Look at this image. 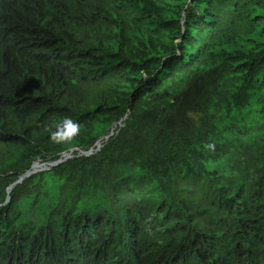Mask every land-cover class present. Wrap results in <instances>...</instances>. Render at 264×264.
<instances>
[{
  "label": "trees",
  "instance_id": "16d2710c",
  "mask_svg": "<svg viewBox=\"0 0 264 264\" xmlns=\"http://www.w3.org/2000/svg\"><path fill=\"white\" fill-rule=\"evenodd\" d=\"M4 42L0 264H264V0H27Z\"/></svg>",
  "mask_w": 264,
  "mask_h": 264
},
{
  "label": "clouds",
  "instance_id": "9594fccd",
  "mask_svg": "<svg viewBox=\"0 0 264 264\" xmlns=\"http://www.w3.org/2000/svg\"><path fill=\"white\" fill-rule=\"evenodd\" d=\"M26 1L27 0H0V19L4 18L5 16H7L8 14L14 15L16 12H18L23 6L26 5ZM13 49L12 46H10L7 42L1 43L0 44V56L3 57L5 54H8L9 52H11ZM45 78V75L42 77L41 81ZM118 124H120V121H117L116 123L113 124V126L111 127L110 133L114 130V127H116ZM114 133V131H113ZM108 137V135L106 136ZM99 142H96L95 144H98ZM90 149V148H89ZM70 156V153H68L66 156L64 157H60L57 159H54L52 161H44V162H40V164H38L37 162H35L34 164H32L30 170H29V174L27 176H29L33 169H38L39 166H43L44 169H48L49 166H55L61 162H63L67 157ZM23 178L20 176L16 183L18 182H22ZM260 254H262V256L264 257V252H261Z\"/></svg>",
  "mask_w": 264,
  "mask_h": 264
}]
</instances>
